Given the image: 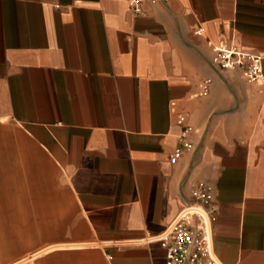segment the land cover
<instances>
[{"label":"crops","instance_id":"crops-1","mask_svg":"<svg viewBox=\"0 0 264 264\" xmlns=\"http://www.w3.org/2000/svg\"><path fill=\"white\" fill-rule=\"evenodd\" d=\"M143 10L0 0V183L20 189L4 264H165L160 237L200 181L220 263L264 264V0ZM219 41L260 56L257 83L212 66ZM179 117L197 130L171 163Z\"/></svg>","mask_w":264,"mask_h":264},{"label":"built area","instance_id":"built-area-1","mask_svg":"<svg viewBox=\"0 0 264 264\" xmlns=\"http://www.w3.org/2000/svg\"><path fill=\"white\" fill-rule=\"evenodd\" d=\"M167 0H127L128 7L135 15L143 13L146 4L155 5ZM211 64L221 71L238 74L247 82L257 83L261 76V58L251 50L229 41L210 43ZM210 79L201 80L198 95H203ZM182 126L178 134L179 144L169 156L175 163L184 150L193 147L196 128L185 123L184 117L176 120ZM192 201L180 211L160 237L165 250V264H221L213 249L212 224L215 210L212 206L213 190L206 182H197L191 190Z\"/></svg>","mask_w":264,"mask_h":264},{"label":"rangeland","instance_id":"rangeland-1","mask_svg":"<svg viewBox=\"0 0 264 264\" xmlns=\"http://www.w3.org/2000/svg\"><path fill=\"white\" fill-rule=\"evenodd\" d=\"M51 176V171L46 170L45 171V179L46 182L41 184V182H29L27 183V186L24 185L23 187V192L27 191V193L29 194V202H28V206L29 209L31 210V204L34 199V194L35 191L37 190H49L50 186L49 183L47 182V179H49ZM31 178H36V177H29ZM19 184H13V189H10V184H3L0 183V264H4L5 263V257H6V250H5V224L7 222V220L10 221V218L12 217L14 220L15 218H19V216H11V215H6L5 211H6V205H8L11 201H19L20 200H15V199H11L10 196H14V194H19L20 193V189L16 190V187H18ZM14 248H10L9 252L13 251ZM13 253V252H11Z\"/></svg>","mask_w":264,"mask_h":264}]
</instances>
